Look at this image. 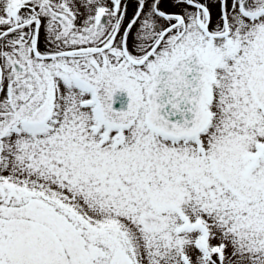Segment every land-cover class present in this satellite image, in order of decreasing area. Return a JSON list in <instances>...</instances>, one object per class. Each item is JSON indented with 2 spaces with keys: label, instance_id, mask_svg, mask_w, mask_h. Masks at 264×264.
Returning a JSON list of instances; mask_svg holds the SVG:
<instances>
[{
  "label": "snow or ice",
  "instance_id": "1",
  "mask_svg": "<svg viewBox=\"0 0 264 264\" xmlns=\"http://www.w3.org/2000/svg\"><path fill=\"white\" fill-rule=\"evenodd\" d=\"M0 264H264V0H0Z\"/></svg>",
  "mask_w": 264,
  "mask_h": 264
},
{
  "label": "flooded vegetation",
  "instance_id": "2",
  "mask_svg": "<svg viewBox=\"0 0 264 264\" xmlns=\"http://www.w3.org/2000/svg\"><path fill=\"white\" fill-rule=\"evenodd\" d=\"M129 12L131 13V8L129 9Z\"/></svg>",
  "mask_w": 264,
  "mask_h": 264
}]
</instances>
